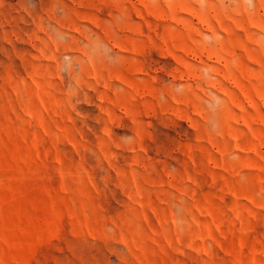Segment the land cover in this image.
Returning <instances> with one entry per match:
<instances>
[{
	"label": "rangeland",
	"instance_id": "1",
	"mask_svg": "<svg viewBox=\"0 0 264 264\" xmlns=\"http://www.w3.org/2000/svg\"><path fill=\"white\" fill-rule=\"evenodd\" d=\"M0 264H264V0H0Z\"/></svg>",
	"mask_w": 264,
	"mask_h": 264
}]
</instances>
